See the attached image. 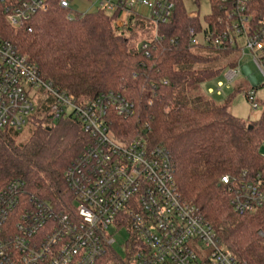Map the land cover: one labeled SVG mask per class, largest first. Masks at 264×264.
Masks as SVG:
<instances>
[{"label":"built area","instance_id":"obj_1","mask_svg":"<svg viewBox=\"0 0 264 264\" xmlns=\"http://www.w3.org/2000/svg\"><path fill=\"white\" fill-rule=\"evenodd\" d=\"M174 1L95 0V10L115 16L119 33L133 28L135 19L146 18L151 39L140 48L149 56V49L155 50L162 41L160 28L171 20ZM206 1L211 12L203 20L197 13H187L198 21L188 29L189 45L240 51L251 58L263 86L264 5L259 10L257 0ZM58 4L73 13L71 0ZM48 6L49 0H0L5 22L28 33L30 20ZM176 42L170 39L171 44ZM239 72L225 70L227 83ZM247 76L251 88L260 87L251 74ZM223 87L217 84V95ZM255 89L245 93L252 109L258 108ZM39 105L47 107L52 121L73 118L89 142L64 172L72 197V207L65 212L27 194L21 180H11L0 190V264H98L114 243L108 234L111 226L129 235L126 245L131 249L124 264H243L220 245L200 211L180 196L170 152L151 145L142 130L130 137L124 127L117 128L135 116L132 102L117 91L78 102L42 79L34 64L0 39V131L21 132ZM221 183L234 213L264 210V173L224 176Z\"/></svg>","mask_w":264,"mask_h":264},{"label":"trees","instance_id":"obj_2","mask_svg":"<svg viewBox=\"0 0 264 264\" xmlns=\"http://www.w3.org/2000/svg\"><path fill=\"white\" fill-rule=\"evenodd\" d=\"M58 1L49 0L48 8L33 16L30 33L9 26L0 12V39L78 102L108 91L123 94L134 104L135 116L117 128L130 137L142 130L151 145L166 148L180 196L200 211L220 245L243 264H264V210L234 213L221 183L224 176L264 173V104L260 118L247 123L229 112L231 97L216 104L199 93L201 84L224 72L214 66L217 58L233 51L189 45L188 29L198 21L188 18L183 0L174 1L171 20L160 28L162 41L149 56L125 36L133 28L116 31L115 16L99 10L69 14ZM263 5L257 0V9ZM26 129L24 141L21 132L0 131V190L21 180L27 194L65 212L72 197L64 172L89 137L73 118L52 121L45 105L38 106ZM124 260L111 248L98 264Z\"/></svg>","mask_w":264,"mask_h":264},{"label":"rangeland","instance_id":"obj_3","mask_svg":"<svg viewBox=\"0 0 264 264\" xmlns=\"http://www.w3.org/2000/svg\"><path fill=\"white\" fill-rule=\"evenodd\" d=\"M183 3L187 13H197L200 20H203V17L211 12L209 3L206 0L197 3L192 0H183ZM95 4V0H71L70 9L74 13L86 14L95 11ZM141 11L147 16L148 12L146 9ZM151 33L152 26L150 22L146 18H137L134 20L133 31L125 33V36L131 40L135 48H140L143 42L151 39ZM230 63H234V68L240 71L238 77L231 84L227 83L225 74L221 73L201 84L199 93L203 98L209 99L216 104H221L227 97H231L229 112L244 122H255L260 118L262 105L264 104V85L262 86V77L251 58L247 55L242 57L240 51H234L227 56H219L215 61L214 66L223 68L225 72V70L229 69L228 66ZM248 74L253 76L254 82H257L260 87H257L256 89L251 88L253 84L249 80L247 76ZM218 83L224 85L221 95L216 94ZM249 89H255L258 102L257 109H252L250 103L245 97V93ZM208 90H212L213 93H208ZM26 137L27 129L24 128L21 131V141H24ZM260 154L264 158V145H261L260 147ZM108 234L114 240L111 248L124 259L125 253L128 249L126 245L129 238L127 231L116 226H111Z\"/></svg>","mask_w":264,"mask_h":264}]
</instances>
